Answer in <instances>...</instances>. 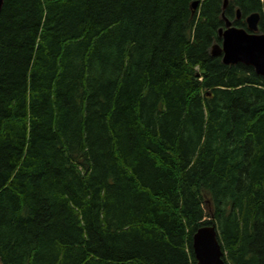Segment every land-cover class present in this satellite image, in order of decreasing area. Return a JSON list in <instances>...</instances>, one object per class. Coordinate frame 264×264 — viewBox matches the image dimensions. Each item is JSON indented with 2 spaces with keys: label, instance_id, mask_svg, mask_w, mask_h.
Returning <instances> with one entry per match:
<instances>
[{
  "label": "trees",
  "instance_id": "16d2710c",
  "mask_svg": "<svg viewBox=\"0 0 264 264\" xmlns=\"http://www.w3.org/2000/svg\"><path fill=\"white\" fill-rule=\"evenodd\" d=\"M223 1H3L0 264H196L203 225L264 264V76L211 55L264 0Z\"/></svg>",
  "mask_w": 264,
  "mask_h": 264
},
{
  "label": "water",
  "instance_id": "95a60500",
  "mask_svg": "<svg viewBox=\"0 0 264 264\" xmlns=\"http://www.w3.org/2000/svg\"><path fill=\"white\" fill-rule=\"evenodd\" d=\"M3 1L0 0V12ZM226 5L227 0H224L223 8ZM196 6L197 3H193L191 7L195 9ZM236 17H239L238 11ZM224 20V29L219 31L221 43L211 48V55L221 57L224 65L243 64L252 67L257 75L264 76V34L257 30L259 14L254 13L246 18L248 31ZM192 251L196 264H224L215 226L203 225L195 230L192 235Z\"/></svg>",
  "mask_w": 264,
  "mask_h": 264
},
{
  "label": "bare ground",
  "instance_id": "6f19581e",
  "mask_svg": "<svg viewBox=\"0 0 264 264\" xmlns=\"http://www.w3.org/2000/svg\"><path fill=\"white\" fill-rule=\"evenodd\" d=\"M259 18H260V16H259ZM215 46V45H214ZM213 47V46H212Z\"/></svg>",
  "mask_w": 264,
  "mask_h": 264
}]
</instances>
